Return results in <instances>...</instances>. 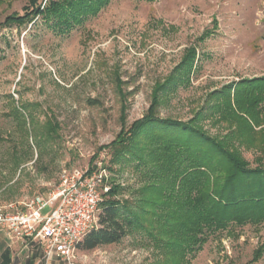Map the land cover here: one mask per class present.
<instances>
[{"label":"rangeland","instance_id":"rangeland-1","mask_svg":"<svg viewBox=\"0 0 264 264\" xmlns=\"http://www.w3.org/2000/svg\"><path fill=\"white\" fill-rule=\"evenodd\" d=\"M30 5L0 0V208L54 188L60 174L74 168L105 174L103 199L114 185L121 186L117 198H140L139 189L151 181L150 166L113 163L112 147L104 146L117 138L123 118L129 126L148 113L155 87L189 50H195L194 71L189 82L164 93L156 113L161 118L188 122L204 110L200 125L224 136L228 123L209 115L211 92L264 76V0H110L68 31L41 15L6 21ZM22 106L37 121L50 117L59 128L54 138H40L39 146L22 111L35 156L17 168L14 145L27 146L15 109ZM239 148L252 167L258 164L260 151ZM160 252L145 232L133 231L93 250L78 246L74 262L155 264ZM192 264H264V222L215 233Z\"/></svg>","mask_w":264,"mask_h":264},{"label":"trees","instance_id":"trees-1","mask_svg":"<svg viewBox=\"0 0 264 264\" xmlns=\"http://www.w3.org/2000/svg\"><path fill=\"white\" fill-rule=\"evenodd\" d=\"M109 2L31 0L24 15H12L6 21L24 23L41 15L55 19L61 31H68ZM194 65L195 50L191 49L173 74L157 84L148 113L129 126L123 118L117 138L104 146L112 147L113 163L138 160L137 167L150 166L153 173L147 174L151 181L139 189L140 198H117L120 185L104 193L100 226L87 234L80 249L93 250L117 243L133 231H143L161 251L162 257L155 264H192L196 253L215 233L264 222V76L243 78L211 92L207 100L209 115L219 114L230 128L219 136L200 125L206 117L204 110L188 122L156 114L164 93L182 81L189 82ZM116 84L122 95V82ZM15 109L20 113V130L27 139L23 148L14 145V163L19 168L34 160L35 154L22 112L28 114V108ZM27 116L33 125L31 136H36L39 146L40 138L58 135L59 123L52 118L41 123L31 112ZM240 146L261 152L256 166L250 165ZM40 154L42 151L38 157Z\"/></svg>","mask_w":264,"mask_h":264},{"label":"built area","instance_id":"built-area-1","mask_svg":"<svg viewBox=\"0 0 264 264\" xmlns=\"http://www.w3.org/2000/svg\"><path fill=\"white\" fill-rule=\"evenodd\" d=\"M104 179L105 174L94 171H65L54 188L0 208V231L41 245L46 264H75L77 247L99 225Z\"/></svg>","mask_w":264,"mask_h":264},{"label":"crops","instance_id":"crops-1","mask_svg":"<svg viewBox=\"0 0 264 264\" xmlns=\"http://www.w3.org/2000/svg\"><path fill=\"white\" fill-rule=\"evenodd\" d=\"M43 256L41 245L14 240L0 231V264H37L39 260H44ZM56 262L54 260L51 264Z\"/></svg>","mask_w":264,"mask_h":264}]
</instances>
